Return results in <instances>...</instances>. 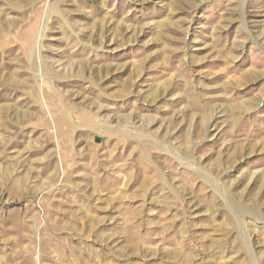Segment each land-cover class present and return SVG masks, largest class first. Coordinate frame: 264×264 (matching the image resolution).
<instances>
[{
  "label": "rangeland",
  "instance_id": "1",
  "mask_svg": "<svg viewBox=\"0 0 264 264\" xmlns=\"http://www.w3.org/2000/svg\"><path fill=\"white\" fill-rule=\"evenodd\" d=\"M0 264H264V0H0Z\"/></svg>",
  "mask_w": 264,
  "mask_h": 264
}]
</instances>
